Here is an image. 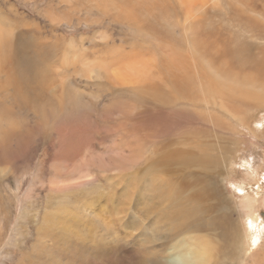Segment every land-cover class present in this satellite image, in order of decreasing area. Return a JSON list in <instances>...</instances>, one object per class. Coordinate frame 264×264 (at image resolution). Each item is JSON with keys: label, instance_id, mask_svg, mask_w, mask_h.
Masks as SVG:
<instances>
[{"label": "rangeland", "instance_id": "rangeland-1", "mask_svg": "<svg viewBox=\"0 0 264 264\" xmlns=\"http://www.w3.org/2000/svg\"><path fill=\"white\" fill-rule=\"evenodd\" d=\"M194 1L195 7L187 4L175 11L172 0H0L4 44L18 46L14 69L26 83V99L20 103L12 90H0L4 110L12 116L8 124L0 118V264L29 262L36 225L46 213L45 207L51 206L46 191L55 176L56 181L68 176L71 183L86 174L84 178L97 182L102 189L98 207L109 216L115 234L129 250L136 231L125 226L124 205L136 175L124 192L121 177L143 168L164 150H183L191 143L199 150L203 147L201 135L213 141L209 137L214 133L224 139L209 151L220 172L215 177L218 187L212 189L225 211L224 222L219 220L221 226H217L225 242L218 236L212 238L214 244L218 242L216 252L206 264H264V231L257 248L249 237L254 232L250 231L251 216L264 224V68L255 65L264 63V0L189 3ZM157 6L168 11H154ZM197 18L201 26H194ZM214 33L221 37L217 45L237 50L236 58L229 52V60L218 49H211L212 45L201 44L214 41ZM204 34L212 35L209 41ZM170 48L189 59L193 82L186 91L173 87L172 73L166 68L163 84L159 78L152 82L160 89L159 103L148 95L141 98L139 91L120 93L105 77L84 78L80 65L61 64L63 58L102 62L122 50L135 61L153 64L171 56L155 54L158 49L167 52ZM22 65L29 66L27 71H17ZM156 70L152 73L160 76ZM5 78L3 72L1 83ZM63 78L78 91L91 123L87 140L75 139L65 150L60 148L59 134L44 132V118L28 109L44 102L59 109L55 98ZM229 109L237 114L231 115ZM12 132L29 140L26 152L17 158ZM147 188L150 190V181ZM208 228L213 229L212 225ZM151 232L147 229L150 237ZM174 242L155 239L149 251L163 247L159 257L166 260ZM116 255L124 257L119 250Z\"/></svg>", "mask_w": 264, "mask_h": 264}, {"label": "bare ground", "instance_id": "bare-ground-1", "mask_svg": "<svg viewBox=\"0 0 264 264\" xmlns=\"http://www.w3.org/2000/svg\"><path fill=\"white\" fill-rule=\"evenodd\" d=\"M172 1L175 11L186 7L187 4H189L188 8L196 6V1L189 3L192 0ZM199 5L203 7V2ZM165 8L168 9V7ZM154 11L165 13L168 10L165 11L157 6ZM193 18L194 15L191 20ZM200 22L197 18L194 26H201ZM1 26L0 76L4 72L6 78L4 83L0 81V90H3L2 93L12 90L10 93L14 94L20 103L26 99V93L23 90L26 83L23 77L19 76L22 74L14 69V59L19 49L14 42L4 44L6 34ZM210 34L203 35L205 41H209L212 36ZM214 36H216L215 33ZM218 40L221 41L219 35L214 41L201 44H210L211 49H218V54L224 53L225 57H228L227 53L230 52L231 58L233 56L236 58L237 50L232 47L228 49L224 42V47L221 46L222 44L217 45ZM136 47L140 45L136 44ZM163 51L158 49L155 54L164 53L171 56L156 59L153 64H149L148 61H135L131 53L123 50L117 52L115 56L101 59L102 62L92 60L85 63L80 62L79 58L73 60L63 58L61 64H68L73 68L80 65L84 78L102 76L107 79L110 86L116 85L114 89H120V93L139 91L141 98L148 95L159 103L161 92H158L160 89L156 86L157 84L152 82L153 79L159 78L162 83L161 76L166 68L172 73L170 82L173 87L186 91L187 84L190 85V82H193L190 80L189 59L183 58L181 51H176L174 48H170L167 52ZM165 59L168 60V65L165 64ZM259 63L256 62L255 65L260 66V70L261 67L264 68V63ZM27 67L29 66L22 65L17 71H27ZM229 67L231 68L230 65ZM155 68L158 69L156 72H159L160 76L155 75V72L152 73ZM65 81L66 79L63 78L60 82V94L55 98L59 109L52 108L46 102L28 108L44 118V132L53 130L59 134L62 150H65L75 139L78 141L82 138L86 141L91 130L90 120L85 117L84 107L81 104L83 101L80 102L81 97L76 93L78 91L75 92L74 88L72 89ZM229 98L234 100V94H230ZM221 102H223L222 99ZM124 110L128 113L126 107ZM228 112L231 115L237 114V111L233 109H229ZM0 118L5 124H8L12 118L10 111L4 110L1 100ZM15 127L12 128L15 129ZM18 136L15 132L10 134V140L15 139L13 146L15 158L26 152L29 145V140L25 136L22 139ZM209 138L213 141L201 135L203 147L199 150L195 149L192 143L183 150L172 152L164 150L166 152L162 156L158 155L155 159L148 160L143 168L129 171L130 173H125L121 177L124 192L131 176L136 175V184L124 205L125 226L136 231V239L129 250L124 248L122 240L115 234L109 216L98 207L102 189L97 182L84 178L87 177L86 174L78 176L76 181L71 183L68 176L59 181H56L57 176L50 179L46 195L49 197L47 205L51 204V206L45 207L46 213L42 216L40 224L36 225L35 239L27 254L30 260L25 264H206L211 254L216 252L214 250L218 242L214 244L212 238L218 236L221 241H224L217 231L221 229L217 226H221L219 220L224 222L225 219V211H222L220 203L215 200L216 193L213 191L214 185L217 186L218 183L215 177L220 172L215 170L216 159L210 156L209 151L211 147L218 148L224 139L219 133H214ZM149 181L150 190L147 188ZM251 217L250 231L254 230V232H250L249 237L253 239L250 242L257 248L261 233L264 231V224L257 222L254 216ZM211 225L213 229L208 228ZM201 226H203L202 230L198 231ZM246 226H248V220ZM147 229L152 231V237L148 235ZM155 239H164V242L167 240L168 243L175 240L169 248L166 260L159 257L163 255V247L149 251ZM249 247L250 245L248 249ZM117 250L124 253V257H118ZM126 252H130L131 255Z\"/></svg>", "mask_w": 264, "mask_h": 264}]
</instances>
